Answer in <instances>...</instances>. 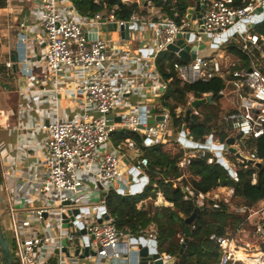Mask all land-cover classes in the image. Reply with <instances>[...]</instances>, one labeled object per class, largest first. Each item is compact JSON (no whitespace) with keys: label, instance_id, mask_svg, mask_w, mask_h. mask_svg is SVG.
Listing matches in <instances>:
<instances>
[{"label":"built area","instance_id":"2783aa9c","mask_svg":"<svg viewBox=\"0 0 264 264\" xmlns=\"http://www.w3.org/2000/svg\"><path fill=\"white\" fill-rule=\"evenodd\" d=\"M22 1L37 3L40 8V27L46 42L45 65L49 71L58 75L67 67L94 70L92 79L82 83L78 89L85 94L95 114L85 112L78 120L55 119L53 123L44 126L49 133L45 143L47 157L44 174L32 187L21 192L26 201L23 206L14 203L11 195H8L5 208L1 211L2 228L8 236L13 262L41 264V258L45 261L46 256L51 253L54 254L57 264L86 258L91 259L93 264H129L134 258L136 264H141L139 250L143 247L148 249L149 256L153 254L151 251L155 250L164 261L167 254L159 252V239L153 226L139 228V233L133 235L127 228L116 227L114 218L107 209L105 196L99 198L96 203L77 197L84 185V175H91L97 184L114 182L125 176L119 165V156L106 153L98 159L100 147L109 142L117 127L142 133L145 136H142L145 146L163 143L167 137L166 115L163 122L158 124H150L145 116L137 114H127L119 122L113 121L111 114L117 103L129 94L133 87L128 81L120 78L111 66L108 43L95 35L92 37V34H95L94 28L101 25L107 28V25L113 23L117 26L129 24V30L138 23L148 26L152 34V47L144 49L146 51L142 54L145 58H154L165 52L169 44L175 43L178 33L186 44H203V49L208 47L210 50H216L220 45L231 41L234 44L231 47L237 48L247 56L246 63L229 51L231 47H226L229 56L225 58L231 59L227 64L201 55L200 50L196 52L195 58L184 62L177 61L173 67L178 77L186 83L208 81L214 77L226 79L225 86L219 91L218 105L222 110L220 125L228 137L235 138L234 146L245 158H238L243 167L251 166L256 169L255 164L264 162V158L257 156L254 146H249V140L254 141L264 135V32L258 26L264 20V0H202L205 6L201 17L194 19L187 17L189 12L194 13V5H190L181 14L172 4L169 16L150 21L141 19L136 12L129 20L118 19L115 15L116 7L109 11L96 12L92 18L72 19L60 14L58 0ZM160 1L167 3L169 0ZM145 2L146 5H151V1ZM193 21L197 24V29L192 27ZM21 27L25 25L21 24ZM205 37L210 40V45ZM7 66H11V62H7ZM162 87L165 88V85ZM210 95L211 93H199L194 96L188 93L187 108L193 99L207 98ZM197 113L196 108H193L191 114ZM5 126L9 127L8 124ZM181 129L182 126L178 130V138ZM178 138L176 142L182 148H187ZM208 138H211L212 144H217L211 135ZM127 145L139 156L127 171L132 183L128 194L140 193L143 187L138 192H132V189L139 187L141 176H146V184L148 183L145 172L148 159L141 156V150L135 147L133 141H128ZM188 149L190 151L185 152L178 162L179 168H185L192 158L202 156L206 152L217 160L215 149ZM223 153L230 154L221 151V154ZM212 160L209 158L208 162ZM248 160H251V163ZM135 171L137 175H133ZM231 177L238 181L234 169ZM256 180L257 174L254 172L251 182L256 183ZM222 188L223 196H220V193L208 195L199 192L195 201L200 208L205 199L210 197L213 201L212 208L226 207L241 217L234 229L228 223L224 234L209 235V239L219 248L217 264H264V246L252 250L254 245L251 247L247 242L238 245L235 241V236L249 225L255 235H262L264 238V201L255 206L239 205L235 201L234 188ZM185 189L188 194H185L184 199L194 196V190L189 187ZM118 193L124 192L118 190ZM161 196L162 194L157 192L155 205L163 204ZM29 197H41L43 202L29 209L26 207ZM66 202L70 203V208L80 210L74 220H71L69 215L66 220L62 217ZM50 215L54 222L53 231L48 234L43 224ZM194 227L193 224L190 225V229ZM180 240L183 242V238ZM85 248L89 254L80 257ZM237 248L246 251L247 255L256 252L258 257L253 259L245 256L240 260L236 254ZM76 249H79L78 255L75 254ZM147 264H150L149 261Z\"/></svg>","mask_w":264,"mask_h":264},{"label":"crops","instance_id":"0c3cea01","mask_svg":"<svg viewBox=\"0 0 264 264\" xmlns=\"http://www.w3.org/2000/svg\"><path fill=\"white\" fill-rule=\"evenodd\" d=\"M147 1H151V5H146L145 0L122 2L135 3L137 5L135 12L145 21L169 16L170 13L166 11L165 6L157 3L156 0ZM58 4L60 14L67 18H92V16L80 15L71 0H58ZM40 22L41 11L37 3H27L22 0H0L1 211L5 208V200L8 195H11L14 203L23 206L26 201L21 196V192L32 187L44 174L47 157L45 143L49 135L44 126L53 123L55 119L78 120L85 112L95 114L85 94L78 89L82 83L92 79L94 70L67 67L58 75L49 71L45 65L46 42ZM21 24H24L25 27H21ZM94 31L95 34L93 33L92 37L95 35L108 43L111 66L114 67L120 78L128 81L133 87L132 91L117 103L111 114L113 121L119 122L127 114L145 116L148 121L153 119L156 114L162 113L166 115L168 123V120H171L169 112L161 103L167 83L156 65L157 57L145 58L140 52V49L148 50L152 47V34L148 26L138 23L130 30L131 38L129 40L121 38L118 30H109L102 25L95 27ZM13 50L16 52L15 61L10 59ZM175 55L178 57L176 53ZM228 58L226 57V59ZM7 62H11V66H7ZM162 85H165V88ZM181 110L182 108H178L176 113ZM170 122V128L167 125L165 143L176 142L179 134L178 129L172 126V121ZM5 124H8L9 127L7 128ZM125 130L129 129L117 127L112 132L109 142L99 149L98 159L106 153L119 156L120 168L125 173L123 178L114 182H102L101 185H103L106 194L111 188L110 184H113L112 188L117 193L118 190H122L123 194H128V189L132 184L127 171L139 156L127 145L128 141L133 140L121 138L120 134ZM139 134L143 136L142 133ZM135 147L141 150L136 144ZM224 154L226 153L222 154L225 159ZM84 179L83 188L77 197L98 202L101 194L99 184L93 180L91 175H84ZM222 191V187H217L211 194ZM162 201L165 206L171 205L164 198ZM42 202L41 197L38 199L29 197L26 207L31 209L39 206ZM50 216L46 217L43 224L48 234L53 231L54 219ZM41 261V264H57L54 254L51 253L46 256L45 261L42 258ZM64 263L93 264L89 258ZM102 264L107 263L103 262ZM129 264H136L135 259L132 258Z\"/></svg>","mask_w":264,"mask_h":264},{"label":"trees","instance_id":"16d2710c","mask_svg":"<svg viewBox=\"0 0 264 264\" xmlns=\"http://www.w3.org/2000/svg\"><path fill=\"white\" fill-rule=\"evenodd\" d=\"M78 13L85 16H93L96 12L109 11L116 6L115 15L118 19L129 20L137 10V5L123 3L121 0H71ZM157 3L166 7L170 13L171 5H175L182 14L193 5V0H169ZM264 32V27H259ZM229 51L244 63L248 58L240 50L231 47ZM184 62L174 52L166 50L157 56L156 65L166 84L162 94L161 103L165 107L172 121V126L180 129L184 122L188 93L198 96L199 93H211V101H207L196 108V115L190 114L187 123L186 136L197 143H204L209 135L215 143L226 141L228 134L220 125L221 107L218 105L219 91L225 86V78L214 77L208 81L186 83L181 80L174 70L175 62ZM178 108L181 112L176 113ZM121 138L132 139L142 150L141 156L148 159L145 168L148 183L140 193L129 195L119 194L110 188L106 194L105 202L107 209L118 229L127 228L131 234L139 233V228L145 229L153 226L159 239V252L166 253L174 258L172 264H217L219 248L209 239L210 234L222 235L228 223L234 229L240 222L241 217L226 207L221 209L212 208L210 197L200 207L199 212L190 229L184 251L179 254L184 239V219L188 217L197 206L196 194L204 193L211 195L217 187L230 186L234 188L237 203L239 205L255 206L264 201V167H243V163L233 154H224L226 161L236 171L238 181H234L228 170L217 162L216 158L206 152L191 159L185 168H179L178 162L184 157L188 148H182L178 142H163L145 146L143 138L138 132L129 130L122 131ZM254 146L256 154L264 158V135L256 140H249V146ZM212 158V162L208 159ZM256 172V183H252V175ZM194 190V196L184 199V188ZM157 192H160L165 201L171 205H155ZM138 203H140L138 205ZM237 254L244 258L250 256L253 259L258 255L253 253L246 255L241 248ZM178 255V256H177ZM14 264H16L14 262Z\"/></svg>","mask_w":264,"mask_h":264},{"label":"water","instance_id":"95a60500","mask_svg":"<svg viewBox=\"0 0 264 264\" xmlns=\"http://www.w3.org/2000/svg\"><path fill=\"white\" fill-rule=\"evenodd\" d=\"M204 6H205V4L202 0H194V13L192 14L191 12H189L187 14V17L188 18L191 17L193 19L196 17H198V18L201 17ZM107 28L109 30H113V29L118 30L121 38H123V39L129 40L131 38L130 30H129V24H125L124 26H121V25L117 26L115 23H113L111 25L110 24L107 25ZM203 48H204L203 44L199 45V46H197L194 43L186 44L184 42L183 38L181 37V34L178 33L177 34V40L175 41V43L169 44L166 49L168 51L177 53L178 57L181 58L182 60H190V59L195 58L196 52L202 50ZM145 51L146 50H144V49H140V52L143 54L145 53ZM15 56H16V52L13 50L10 59L12 61H15ZM211 99H212V96L210 95L207 98H195L192 100V102L190 103V107H188L185 111V118H184V122L182 125V129H181L178 141L187 148H198V149L212 148V149H215V156L217 157V162L220 163L221 165H223L228 170L229 174L232 175L233 169L229 166L227 161H225V159L223 158V156L221 154V151H226L230 154L235 155L240 160H245V158H243L237 152V150L234 146V142H235L234 137H232V136L228 137L224 144H214V143L212 144L211 138H208L204 143H197V142L192 141L189 138H186L187 123L189 122L192 109L197 108L198 106L206 103L207 101H211ZM154 110H153V112H154ZM164 119H165L164 114H162V113L156 114L153 119L148 120V123H150V124L157 123L158 124V123L163 122ZM143 137H145V136H143ZM248 162L251 163V160H248ZM255 166L257 168H262V167H264V162L256 163ZM133 175H137V172L135 171L133 173ZM140 180H141V182L139 184V187L132 189V192H138L140 190V188H142L146 185V181H147L146 176H141ZM98 187H99V189H101L100 198H103L104 196L106 197V192L103 188V185L99 184ZM110 187L112 188L113 184H110ZM183 190H184L185 194H188V192L186 191L185 188ZM64 205L66 206V209L62 213V217L66 220L67 216L69 215L70 219L74 220L75 216H77L80 213V210L78 208H70L69 202L64 203ZM199 210H200V208L198 206H196L194 208L193 212L188 217H186L184 219V239H183V242H182V245H181V248L179 250L178 255H180L184 251L187 239L190 235V225L192 224V222H193L194 218L196 217L197 213L199 212ZM99 222H100V220H99ZM82 232H84V230H82ZM0 252H1L2 264H14L12 257H11V251H10V247H9L8 236L3 231V228H2L1 210H0ZM151 252L153 254L151 256H149L148 249L146 247L140 248L139 255L142 257V259L140 260L141 264H147L148 261L150 264H172L174 262V258H172L168 255L166 256L165 260L163 261L162 259L159 258L158 252H155V250H152ZM78 253H79V249H76L75 254L78 255ZM90 253L92 254L93 252L90 251ZM88 254H89V251L87 248H85L83 255H79V256L80 257L81 256H87Z\"/></svg>","mask_w":264,"mask_h":264},{"label":"rangeland","instance_id":"374dc122","mask_svg":"<svg viewBox=\"0 0 264 264\" xmlns=\"http://www.w3.org/2000/svg\"><path fill=\"white\" fill-rule=\"evenodd\" d=\"M194 3V0H193ZM259 27H264V20L258 24ZM192 27L197 29V24L193 21L192 22ZM111 34V32L109 33V35ZM205 40H207V44L210 45L211 42L210 40H208V37H205ZM234 44L229 41L226 42L222 45L219 46V50H210L208 47H206L205 49H202L200 51L201 55L204 56H209L211 59L217 60L220 63H228L230 61V58L226 59L225 56H229V53H226V47H231ZM171 120H168V128H170L171 126ZM220 196H223V193L220 192ZM97 200V199H95ZM237 202V199L235 200ZM139 205V203H138ZM2 205L0 204V209H1ZM4 219V218H3ZM246 235V236H245ZM235 241L238 245H241L243 242H247L249 243V245L252 247L254 245V248L252 250H255L257 247H262L264 246V238L262 237V235H255L253 233V230L251 229L250 225L247 226L242 232H240L239 234H237L235 236ZM0 264H2V259H1V252H0Z\"/></svg>","mask_w":264,"mask_h":264},{"label":"bare ground","instance_id":"6f19581e","mask_svg":"<svg viewBox=\"0 0 264 264\" xmlns=\"http://www.w3.org/2000/svg\"><path fill=\"white\" fill-rule=\"evenodd\" d=\"M237 249H239V248H237ZM242 251L247 255L248 253H246V251H244L243 249H242ZM254 253H256V252H254ZM236 254H237V250H236ZM240 257V256H239ZM258 257V256H257ZM243 258L242 257H240V260H242Z\"/></svg>","mask_w":264,"mask_h":264}]
</instances>
